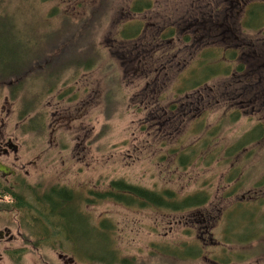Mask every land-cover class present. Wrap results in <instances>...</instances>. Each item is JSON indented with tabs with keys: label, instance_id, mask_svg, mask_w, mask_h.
<instances>
[{
	"label": "rangeland",
	"instance_id": "rangeland-1",
	"mask_svg": "<svg viewBox=\"0 0 264 264\" xmlns=\"http://www.w3.org/2000/svg\"><path fill=\"white\" fill-rule=\"evenodd\" d=\"M96 1L0 0V10L12 13L17 23L38 21L51 30L63 16L72 24L89 19ZM134 1L108 0L107 14L94 21L88 37L99 55L94 66L63 69L55 87L43 93L37 85L23 89L27 96L39 93L29 113L20 118L22 99H11L0 88V146L7 150L0 161L28 183L71 189L92 226L108 221L107 242L82 224L73 231L75 244L94 254L111 246L126 264H264V136L236 157L238 176L222 157L258 123L264 128V0H149L150 7L141 12L131 10ZM252 8L262 16L249 15ZM138 22L137 38L120 39L122 26ZM233 49L237 60L220 64L230 65V75L209 77L195 96L192 90L177 92L182 79L193 76L198 60L210 63L215 55V64ZM206 65L209 73L213 67ZM200 77L197 73L191 82ZM107 89L112 102L106 114ZM234 108L240 111L238 120L225 122L203 148L200 141L208 130ZM201 123L203 130L196 127ZM189 147L215 154L221 150L222 155L216 154L209 165L198 158L180 165L178 156ZM115 180L155 191L170 189L179 198L207 191L209 201L196 210L171 212L126 207L94 195ZM14 224L15 214H0V227ZM226 229L252 239L244 245L226 243ZM183 244H201L202 251L185 260L154 251L156 245ZM24 251L26 264H42L41 259L89 264L56 244ZM230 254L237 256L223 260Z\"/></svg>",
	"mask_w": 264,
	"mask_h": 264
},
{
	"label": "trees",
	"instance_id": "trees-1",
	"mask_svg": "<svg viewBox=\"0 0 264 264\" xmlns=\"http://www.w3.org/2000/svg\"><path fill=\"white\" fill-rule=\"evenodd\" d=\"M150 5L149 0H135L131 5V10L133 12H141L149 8ZM107 8L108 0H97L96 4L90 8L91 16H88L89 19H81L79 22L72 24L69 21V17L63 16L60 26L51 30H47V24L45 26L42 24L39 25L38 21L23 20V22L17 23L13 15H11L12 13L6 12L3 9L0 10V88L7 89L9 98L15 99L20 97L22 99V105L19 109L20 118L33 110L34 106L31 105L38 101L39 93L49 91L47 89L55 87L58 78L60 79L61 73L64 72L63 69L83 67L87 70L99 60L98 51L95 47L93 48V46L89 45L88 37L91 34L94 21L104 17L107 14ZM248 14L252 16L256 15V17L262 16V14L255 12L253 8L248 11ZM140 32L141 24L139 22L126 23L120 29L119 36L120 39L128 41L137 38ZM227 55L225 56L222 53L217 58L218 61L215 64H212L213 60L217 57L215 55L211 56L210 63L206 62L203 64L204 61L198 60L197 69L191 72L193 76L189 79H182V83L176 89L177 92L186 93L192 90L193 93L191 95L195 96L199 92L198 87L200 84L208 81L209 77L230 75V65L222 68L220 64L226 60H235L237 50L233 49ZM206 64H210L213 67L209 73H205L208 68ZM53 67L54 69L51 70ZM235 68L236 70L238 69L237 72L242 71L241 66ZM197 73L201 77L192 83L191 80ZM52 75L53 83L49 86V77ZM47 84L49 86L48 88ZM27 85H37L39 93L34 91L33 95L30 96H27L25 92L22 93ZM111 93V90L107 89L103 96L106 114L112 102ZM262 96L264 98V90L262 91ZM240 115V111L237 108H234L233 112L228 115L224 114L220 121L208 130L205 137L200 141V145L206 148L212 136L220 131L225 122L232 124L238 120ZM34 118L28 121L27 124L29 127H33L32 123ZM196 127L200 130L206 128L204 123H201L200 126L196 125ZM263 136L264 128L262 129V124L258 123L251 131L240 136L230 147L226 148L223 151V155L221 150L216 154L222 155L228 163L233 164L234 166L231 168V171L234 175L238 176L236 172L239 170V167L237 166L238 162L236 157L247 144L255 141L258 142ZM216 154L197 151L196 148L189 147L180 152L178 163L180 165L190 164L198 158V161L209 165L217 159ZM13 193L14 191L4 189L3 187L0 188V196L9 197V194ZM45 193L47 195L41 198V202H46L47 206H39L36 209L39 211L40 209L42 210L38 214L42 217V225H47V231L43 226H38V222H36V226L41 229L35 227L37 233L34 232L36 236L34 239L36 241L47 240V245L51 244L54 246L56 244L61 249L67 248L73 257L77 255L79 259L81 258L89 264H126V260L119 259L118 255L114 256V251L116 252V250L111 246H109L110 248L107 246L103 247V254L100 253L99 255L96 254V251L94 254L89 248L75 244V240L71 238L73 231H75L74 229L79 224H82V227H86L89 232L93 230L107 242L108 233L106 230H109L111 227L108 221L101 220L97 227L92 226L88 221L87 215L82 212L80 205H77L80 197L71 189L52 185ZM94 195L100 199L114 201L126 207H152L171 212L196 210L206 205L209 201V193L207 191H198L179 198L176 192L170 189H162L159 191L149 190L126 183L123 180L111 181L108 190L95 193ZM238 203L240 201L236 203L237 206L240 205ZM14 206L12 200L0 202V209L8 215H12ZM44 208L47 209V214L43 213ZM231 210L235 209L231 208ZM231 210L229 209L225 215H228ZM21 233L24 238L30 239L31 233L24 230ZM231 233L228 229L225 230L223 240L226 243L231 242L235 245H244L252 239V237L242 238L241 232L236 233L232 231ZM201 248V244H183L182 248L156 245L154 251L165 258L185 260L191 257H197L202 251ZM230 255V259L223 258V260L227 262L237 256L235 254Z\"/></svg>",
	"mask_w": 264,
	"mask_h": 264
},
{
	"label": "flooded vegetation",
	"instance_id": "flooded-vegetation-1",
	"mask_svg": "<svg viewBox=\"0 0 264 264\" xmlns=\"http://www.w3.org/2000/svg\"><path fill=\"white\" fill-rule=\"evenodd\" d=\"M1 153H7V150L0 146ZM0 163L2 162L0 161ZM13 171L14 174L8 176H2L0 173V188L3 187L4 189L14 191L13 194H9V198L15 205L12 210L15 214V224L13 227L7 225L0 227V264H26L29 258L26 257L28 253H25L24 249L47 247V240L36 241L34 239L35 227H37L36 222H38V226H43L47 231V225H42V217L38 214L42 210L36 209L39 206H47L46 202H41V198L47 195L45 193L47 189L45 187L42 188L40 182L28 183L26 178L18 176L15 170ZM4 199V196H0V202H3ZM43 213L47 214L46 208H44ZM0 214H2L1 209ZM12 229L16 231L14 235L10 234ZM21 230L31 233V239L24 238ZM41 262L42 264H47L46 259H41Z\"/></svg>",
	"mask_w": 264,
	"mask_h": 264
},
{
	"label": "water",
	"instance_id": "water-1",
	"mask_svg": "<svg viewBox=\"0 0 264 264\" xmlns=\"http://www.w3.org/2000/svg\"><path fill=\"white\" fill-rule=\"evenodd\" d=\"M13 150L14 151L16 150L15 146H14ZM0 173H1L2 176H8V175H13L14 171L11 168H9V167L3 165L2 163H0Z\"/></svg>",
	"mask_w": 264,
	"mask_h": 264
}]
</instances>
